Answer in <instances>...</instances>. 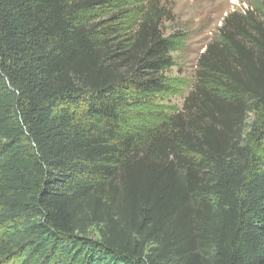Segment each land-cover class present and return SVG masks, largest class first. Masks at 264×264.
Segmentation results:
<instances>
[{
	"label": "trees",
	"instance_id": "16d2710c",
	"mask_svg": "<svg viewBox=\"0 0 264 264\" xmlns=\"http://www.w3.org/2000/svg\"><path fill=\"white\" fill-rule=\"evenodd\" d=\"M168 16L0 0V264H264V1L219 30L239 71L210 47L181 111L148 115Z\"/></svg>",
	"mask_w": 264,
	"mask_h": 264
},
{
	"label": "rangeland",
	"instance_id": "374dc122",
	"mask_svg": "<svg viewBox=\"0 0 264 264\" xmlns=\"http://www.w3.org/2000/svg\"><path fill=\"white\" fill-rule=\"evenodd\" d=\"M168 12V19L162 30L168 35L179 32L184 36V44L178 52L171 54L172 67L164 74V79L170 92L155 98L150 105L142 108L148 115L162 113L165 116L180 112L184 101L194 92L198 62L211 47L216 60L224 62L230 69L240 70L237 53L223 55L217 45L219 30L229 15H235L241 22L245 11L256 2L264 0H158ZM252 20L261 21L258 13H253ZM244 49L248 48L246 45ZM258 117L249 115L243 130L244 138L249 137L254 130ZM253 138L251 137V140ZM250 141V138H248Z\"/></svg>",
	"mask_w": 264,
	"mask_h": 264
}]
</instances>
